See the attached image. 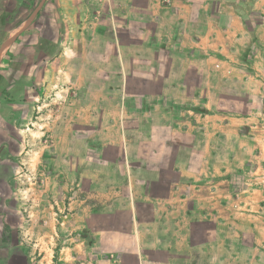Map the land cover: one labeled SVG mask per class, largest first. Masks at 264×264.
Returning <instances> with one entry per match:
<instances>
[{
  "label": "crops",
  "instance_id": "1",
  "mask_svg": "<svg viewBox=\"0 0 264 264\" xmlns=\"http://www.w3.org/2000/svg\"><path fill=\"white\" fill-rule=\"evenodd\" d=\"M163 1L116 0L118 17L112 15L101 32L86 35V53L98 57L88 59L87 74L71 82V91L57 90L56 97L71 100L72 112L55 124L49 147L23 149L17 160L14 150L19 144L2 145L0 183L7 191L0 192V231L25 226V209L5 203L18 195L17 168L23 163L32 168L42 155L49 157L45 162L53 171L46 180L58 182L59 189L62 180L79 185L64 216H70L71 230L87 233L84 240L72 238L74 243L62 245L70 248L71 262L80 260L76 247L83 241L87 248L91 244V186L97 183L105 184L102 196L134 233L131 246L139 249L138 259L192 264L197 258L191 248L198 244L202 264L222 262L226 238L219 218L231 212L229 199L242 194L232 189L237 165L233 153L242 154L241 165L249 171L250 161L264 159V137L258 130L264 122V0ZM95 36L102 37L101 44L95 43ZM28 86L22 80L8 88L17 96L27 93ZM237 94L244 97L242 107ZM94 145L101 146L103 157L94 156ZM80 189L86 192L79 195ZM46 190L41 191L44 199L50 197ZM58 193L61 198L62 191ZM245 195L249 199L250 193ZM248 209L240 213L254 216ZM44 210L53 223L56 212ZM44 210L34 208L26 215L30 220ZM196 216H202L199 240L198 226H193ZM84 217L86 223L78 221ZM230 231L236 232L232 227ZM121 241L110 244H127ZM230 241L233 246L235 240ZM248 241L243 245L249 246ZM4 261L0 258V264Z\"/></svg>",
  "mask_w": 264,
  "mask_h": 264
},
{
  "label": "rangeland",
  "instance_id": "2",
  "mask_svg": "<svg viewBox=\"0 0 264 264\" xmlns=\"http://www.w3.org/2000/svg\"><path fill=\"white\" fill-rule=\"evenodd\" d=\"M116 4V0H0V48L10 40L4 52L0 53V156L4 144L12 147L13 144H19L15 146L18 150L13 148L14 156L19 160L23 156L21 150L40 146L47 148L53 143L55 124L69 118L72 112L71 100L67 97L63 99L61 94L56 97L55 94L60 88L71 91L68 88L71 82H78L87 74L88 59L98 56L86 53L89 43L86 35L96 34L98 29L101 32L108 21L113 19L112 15L118 17L114 10ZM95 38V43H102V37ZM22 80L28 82V92L24 90L14 96L8 86ZM235 97L240 100L241 107L246 104L242 105L244 97L241 94ZM16 106L19 109L16 110ZM5 107L8 112H3ZM241 107L240 110H243ZM260 125L258 130L264 137V122ZM93 151L95 157L104 155L100 145H94ZM183 153L185 151L180 156ZM233 157H236L234 160L237 165L242 164L244 158L241 153L234 152ZM48 158L41 155L32 168L23 163L15 172L18 177V195L9 199L5 206L17 203L21 210L25 209L27 222L19 229L0 231V258L5 260L4 264H104L102 261L105 260H110L108 264H157L150 257L146 261L138 259L139 249L131 246L134 233L125 228V221H122L120 215H114V210L102 196L104 183L91 186L94 190V198H91L94 216H90L89 222H94L95 230L94 234L89 232V235L93 240L88 248L84 245L86 241L76 247L74 252L80 256V260L71 262L68 259L70 248L64 246L74 243L72 238L86 239L87 233L85 229L77 232L71 230L67 225L71 218L69 215L64 216L71 208L69 197L79 185H75L74 181L65 184L62 180V189H59L58 182L55 184L52 178L46 180L47 176L53 174L52 166L45 162ZM255 160L250 161L253 166L251 171L245 169L246 164L234 165L232 189L242 190V194L233 201L229 199L227 210L231 212L228 217L219 218L220 233L226 238L220 264H264V159L261 162ZM42 189L46 192V189L50 190V197L44 199ZM60 190L61 198L58 193ZM6 191L7 186L0 183V192ZM85 192L80 189L79 195ZM247 192L250 193L249 199L245 195ZM155 206H158L157 202ZM34 208L54 210L56 214L53 223L49 222L45 210L39 216L33 214L29 220L26 214ZM246 208H250L248 211L255 215L240 213L242 210L247 211ZM233 209L238 210V213L235 214ZM112 219L115 221L110 223ZM16 220L15 217L12 221ZM61 221L63 225H59ZM78 221L87 222L85 217ZM178 221L191 225L185 220ZM194 221L193 226H198L195 240L202 239V216L194 217ZM53 226L56 228L52 229ZM231 227L236 232L230 231ZM232 238L235 240L233 246L230 243ZM118 239L127 244H110H116ZM238 239L240 244H236ZM247 240L249 246L243 245ZM196 246L191 248L197 258L192 264H202V246ZM87 249L93 261L90 260L92 257L88 260ZM118 254L123 256L120 261L115 260ZM252 256L255 260L250 262ZM29 258H32V262Z\"/></svg>",
  "mask_w": 264,
  "mask_h": 264
}]
</instances>
